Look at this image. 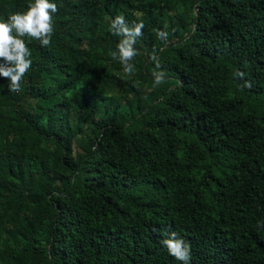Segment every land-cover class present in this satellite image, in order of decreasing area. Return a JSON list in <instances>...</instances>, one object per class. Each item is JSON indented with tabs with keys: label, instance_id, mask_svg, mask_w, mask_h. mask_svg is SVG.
I'll return each instance as SVG.
<instances>
[{
	"label": "trees",
	"instance_id": "obj_1",
	"mask_svg": "<svg viewBox=\"0 0 264 264\" xmlns=\"http://www.w3.org/2000/svg\"><path fill=\"white\" fill-rule=\"evenodd\" d=\"M49 2L21 91L0 76V264H182L172 231L189 264H264V0ZM118 14L144 23L131 74L78 35L116 51Z\"/></svg>",
	"mask_w": 264,
	"mask_h": 264
},
{
	"label": "clouds",
	"instance_id": "obj_2",
	"mask_svg": "<svg viewBox=\"0 0 264 264\" xmlns=\"http://www.w3.org/2000/svg\"><path fill=\"white\" fill-rule=\"evenodd\" d=\"M57 11V5L50 3L49 0H33L25 11L14 12L6 20L0 19V58L5 62L0 66V76L8 78L9 91L14 93L21 91L23 77L32 66V53L24 38L30 37L39 41L42 47H48L53 34V14ZM143 28V21L129 23L122 14L110 20V31L122 37L116 46L117 50L111 55L113 59H119L125 74L134 72V67L129 61L138 53L132 45L143 35ZM156 35L166 41L168 34L157 30ZM151 59L155 62L152 87L157 88L164 83L166 74L159 70L161 66L159 58L152 53ZM234 75L243 78L244 73L237 71ZM262 226L264 223L258 222V227ZM162 244L172 257L182 264H189L191 246L175 231L168 233Z\"/></svg>",
	"mask_w": 264,
	"mask_h": 264
},
{
	"label": "rangeland",
	"instance_id": "obj_3",
	"mask_svg": "<svg viewBox=\"0 0 264 264\" xmlns=\"http://www.w3.org/2000/svg\"><path fill=\"white\" fill-rule=\"evenodd\" d=\"M80 37H82V44L84 43L85 46L88 45L89 49L92 51V57L95 60V65L97 67L103 66L107 63V61L109 60L108 58H110L112 55V53L109 51V47L105 46L100 48L99 46L96 45V42L94 40H92L89 36L85 35V34H78ZM114 94H110V97H113ZM77 94L74 90L68 91L66 93V98L67 100H73L76 99ZM40 140V145L41 147H45L48 150H53V143L50 139L46 138V137H41L39 138ZM75 142H73V151H75L78 146L77 143H79L78 141V137L77 135L74 137ZM2 142H0V150H2ZM78 150V149H77Z\"/></svg>",
	"mask_w": 264,
	"mask_h": 264
}]
</instances>
